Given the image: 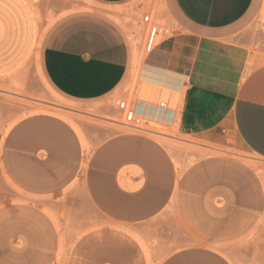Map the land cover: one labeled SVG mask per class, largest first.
Segmentation results:
<instances>
[{"label": "rangeland", "instance_id": "rangeland-1", "mask_svg": "<svg viewBox=\"0 0 264 264\" xmlns=\"http://www.w3.org/2000/svg\"><path fill=\"white\" fill-rule=\"evenodd\" d=\"M27 1L38 17L32 55L16 71L0 78V264H163L176 252L190 248L211 250L230 264H264V159L246 150L228 125L208 129L200 120H187L185 88H160L155 99L143 100L139 92L145 88L139 70L137 80L134 75L131 83L124 82L112 96L79 104L50 92L41 80L33 55L41 54L47 35L62 19L82 13L104 16L125 38L127 33L129 37L133 34L145 60L150 25L167 31L158 37L156 46L180 31L166 0H133L114 7L94 3L102 12L84 10L86 0ZM261 3L237 35L252 54L250 65L264 62ZM110 13L117 14L112 17ZM145 16L151 24L143 23ZM133 72L130 68L128 75ZM119 102L132 107L166 103L175 113L170 121L156 115L142 118V126L158 132L164 141L122 127ZM38 104H58L60 111L69 110L66 124L78 137L82 169H86L87 159L96 156L100 162L97 172H104L105 164L129 153L141 160V148L97 153L106 140L121 136L147 140L169 167L154 169L157 178L151 181L139 169L121 170L117 187L123 190V182L136 189L111 197L109 201L122 209L115 216L105 214L118 211L106 209L103 194L90 193L85 173L82 181L75 180L61 192L26 193L9 180L3 161L4 139L10 127L21 117H30ZM88 129L104 134L95 146L87 144ZM168 146L175 148L174 157Z\"/></svg>", "mask_w": 264, "mask_h": 264}, {"label": "crops", "instance_id": "crops-1", "mask_svg": "<svg viewBox=\"0 0 264 264\" xmlns=\"http://www.w3.org/2000/svg\"><path fill=\"white\" fill-rule=\"evenodd\" d=\"M86 1L84 10L100 11L95 4L114 7L133 0ZM166 2L180 31L147 54L139 68L140 82L170 90L185 88L187 120H200L208 129L228 125L246 150L264 159V62L250 65L252 54L237 39L257 14L261 0ZM261 4L264 11V0ZM37 19L27 0H0V78L16 71L32 55ZM126 38L104 16L70 15L53 27L41 54L37 52L42 80L51 92L69 102L86 104L108 98L130 76L133 48L128 33ZM136 107L167 121L175 115L140 103ZM102 137V132L88 129L87 144L95 146ZM116 148H141L142 159L135 160V155L129 153L105 164L104 172H97L100 162L96 156L87 159L86 169H82V151L72 128L58 118L37 115L21 119L9 129L4 139L3 161L10 182L32 195L61 192L75 180L82 181L85 173L90 193L103 194L106 209L118 211L105 214L115 216L122 209L109 201L111 197L136 189L123 182V190L117 187L121 170L139 169L144 179L151 181L157 178L154 169L169 167L160 160L152 144L139 137L110 138L96 151ZM163 264L230 263L211 250L190 248L176 252Z\"/></svg>", "mask_w": 264, "mask_h": 264}, {"label": "bare ground", "instance_id": "bare-ground-1", "mask_svg": "<svg viewBox=\"0 0 264 264\" xmlns=\"http://www.w3.org/2000/svg\"><path fill=\"white\" fill-rule=\"evenodd\" d=\"M161 8V7H160ZM161 10V9H160ZM161 11H163V8H162V10ZM117 14V13H116ZM115 14V15H116ZM110 15H111V13H110ZM114 15V16H115ZM112 16V15H111ZM114 16H112V17H114ZM120 16V15H119ZM122 19H124L123 17H121ZM116 19V18H115ZM117 19H118V17H117ZM116 19V21H119V19L117 20ZM121 20V19H120ZM260 20H261V22H262V24H264V11L262 10L261 11V13H260ZM119 23H120V21H119ZM122 23V22H121ZM263 32H264V29H263ZM131 44H132V48H133V64H132V69L134 70V72H133V74L131 75L130 74V76H129V78H128V80H127V84H129V83H131L132 82V77L135 75V79L137 80L138 79V71H139V68H140V65H141V63H142V60H143V57L139 54V52H138V49H137V43H136V41H135V39H134V37H133V34H131ZM34 57H35V61H36V63H37V52L35 53V55H33ZM32 62V61H31ZM37 66H38V63H37ZM40 77H41V75H40ZM41 80H42V77H41ZM131 81V82H130ZM42 82H43V84L45 85V87H46V89L47 90H49L50 92H51V90L46 86V84L44 83V81L42 80ZM143 88H145L144 90H142V91H140L139 92V95H141V98H143V100H153V99H155V97L157 96V94H158V92H161L160 90V88L159 87H154V86H146V85H143L142 86ZM125 91V90H124ZM158 98V97H157ZM57 102H59V103H63L61 100H58ZM109 102V101H108ZM39 105V107H35L34 108V110L32 111V113H31V116H37V115H49V114H54L55 116H56V118H58V119H60V120H62V121H64V122H68V117H69V114H71L70 112H66V111H64V112H62V111H60L59 109H57L56 107H58V108H61V107H59V105L58 104H55L54 106L55 107H48V106H42V105H40V104H38ZM35 106V105H34ZM31 109V108H30ZM53 110V112H51ZM26 112H28V111H26ZM72 112V111H71ZM79 112V111H78ZM26 116V115H25ZM77 116H78V114H77ZM76 116V117H77ZM79 117V116H78ZM21 119H22V117H21ZM20 120V119H19ZM72 121H73V119H72ZM110 124H112V125H114V123H110ZM114 126H117V125H114ZM12 127V126H11ZM10 127V128H11ZM76 127V126H75ZM80 128V127H79ZM146 129V131H147V133H149L152 137H155L156 139L155 140H158V142H163L164 141V139L162 138V136L158 133V132H156V131H152V130H149V129H147V128H145ZM78 130V129H77ZM6 133V132H5ZM173 139H178V138H176V137H172ZM173 145V144H172ZM91 149V148H90ZM168 149H169V154L172 156V157H174V150H175V148H173V147H169L168 146ZM175 157H177V155L175 156ZM85 158V157H84ZM178 158V157H177ZM176 158V159H177ZM176 159H175V161H176ZM179 160V159H178ZM176 166V165H175ZM264 166V165H263ZM253 167H255V168H258V166L257 165H255V166H253ZM260 169V168H259ZM184 170V169H183ZM258 170V169H257ZM179 175V174H178ZM147 253H149V252H147ZM162 261V260H161ZM157 263V262H156ZM155 263V264H156ZM152 264V263H151ZM154 264V263H153Z\"/></svg>", "mask_w": 264, "mask_h": 264}, {"label": "built area", "instance_id": "built-area-1", "mask_svg": "<svg viewBox=\"0 0 264 264\" xmlns=\"http://www.w3.org/2000/svg\"><path fill=\"white\" fill-rule=\"evenodd\" d=\"M143 23L148 25L151 24L150 17L145 16L143 18ZM167 34V31L159 28L156 25H150L147 30V36H146V42L144 51L149 54L153 51V49L156 47V42L159 36H164ZM150 109L155 108L157 112H171L167 107L166 103H159L158 106L154 105H148ZM118 111L122 115V122L120 125L126 129L138 131V132H147L146 129L142 126V118H149L150 114H147L146 112H143L142 110H138L136 105L134 107L129 106L126 102H119L117 105Z\"/></svg>", "mask_w": 264, "mask_h": 264}]
</instances>
